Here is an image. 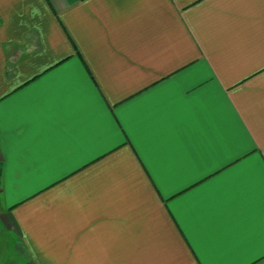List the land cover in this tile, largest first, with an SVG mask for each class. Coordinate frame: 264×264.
Wrapping results in <instances>:
<instances>
[{"label": "crops", "instance_id": "1", "mask_svg": "<svg viewBox=\"0 0 264 264\" xmlns=\"http://www.w3.org/2000/svg\"><path fill=\"white\" fill-rule=\"evenodd\" d=\"M0 207L32 264H264V0H0Z\"/></svg>", "mask_w": 264, "mask_h": 264}, {"label": "rangeland", "instance_id": "2", "mask_svg": "<svg viewBox=\"0 0 264 264\" xmlns=\"http://www.w3.org/2000/svg\"><path fill=\"white\" fill-rule=\"evenodd\" d=\"M0 264H32L28 252L18 235L12 231L6 230L1 220Z\"/></svg>", "mask_w": 264, "mask_h": 264}]
</instances>
